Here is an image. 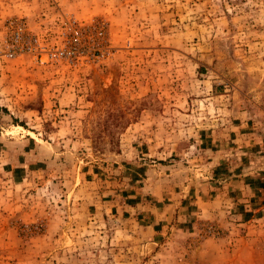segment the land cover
<instances>
[{
    "label": "rangeland",
    "instance_id": "374dc122",
    "mask_svg": "<svg viewBox=\"0 0 264 264\" xmlns=\"http://www.w3.org/2000/svg\"><path fill=\"white\" fill-rule=\"evenodd\" d=\"M0 264H264V0H0Z\"/></svg>",
    "mask_w": 264,
    "mask_h": 264
}]
</instances>
